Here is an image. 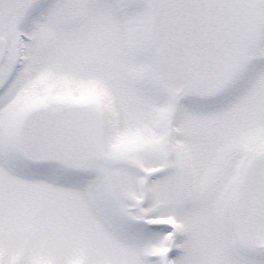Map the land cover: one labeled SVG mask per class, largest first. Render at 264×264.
Masks as SVG:
<instances>
[{
    "label": "rangeland",
    "instance_id": "374dc122",
    "mask_svg": "<svg viewBox=\"0 0 264 264\" xmlns=\"http://www.w3.org/2000/svg\"><path fill=\"white\" fill-rule=\"evenodd\" d=\"M0 264H264V0H0Z\"/></svg>",
    "mask_w": 264,
    "mask_h": 264
}]
</instances>
